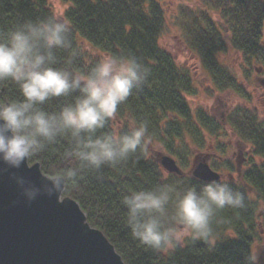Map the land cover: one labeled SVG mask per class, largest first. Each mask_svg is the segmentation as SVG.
Here are the masks:
<instances>
[{
    "label": "trees",
    "instance_id": "obj_1",
    "mask_svg": "<svg viewBox=\"0 0 264 264\" xmlns=\"http://www.w3.org/2000/svg\"><path fill=\"white\" fill-rule=\"evenodd\" d=\"M59 1L67 5L62 22L68 24L73 45L79 51L76 67L86 69L99 60L90 55L88 45L105 56L133 55L150 70L147 79L135 86L104 129L120 133L147 121L144 148L121 165H105L88 174L77 187L67 189L61 196L78 204L87 223L102 232L124 264H256L251 252L257 234L256 211L248 191L261 204L264 218V119L259 117L245 87L218 61L217 55L226 44L209 12L222 19L232 48L264 71V0H201L203 4L197 11L180 10L182 40L199 59L209 79L208 95L231 91L246 100L226 112L225 122L236 138L249 146L251 156L242 162V184L220 180L243 193L244 206L218 211L208 240H194L187 235L174 248L159 251L132 238L125 226L126 209L120 203L121 197L129 191L163 183L178 188L192 185L199 190L206 182L163 171L149 157L148 146L156 144L179 164L187 165L184 148L203 146L207 135L219 133L221 125L202 108L191 110L186 96L195 93L193 75L159 44L164 15L157 0ZM47 17L56 18L48 0H0V31L26 20ZM59 55L66 53L61 51ZM13 94V85L0 83V99ZM55 104L53 101L52 106ZM33 163H38L41 173L47 176L50 168H60L64 162L57 152H51L28 161ZM209 166L216 170L219 164L212 161Z\"/></svg>",
    "mask_w": 264,
    "mask_h": 264
},
{
    "label": "clouds",
    "instance_id": "obj_2",
    "mask_svg": "<svg viewBox=\"0 0 264 264\" xmlns=\"http://www.w3.org/2000/svg\"><path fill=\"white\" fill-rule=\"evenodd\" d=\"M78 56L68 24L55 17L0 31V83L14 86L13 95L0 99V175H8L26 203L41 195L59 198L88 174L121 165L145 146L147 121L120 133L104 129L150 70L133 55L105 56L80 69ZM51 152L64 163L49 169L42 186L13 171ZM244 200L228 183L213 180L199 190L156 184L123 194L120 203L132 238L159 251L177 246L181 235L208 240L216 213L241 208Z\"/></svg>",
    "mask_w": 264,
    "mask_h": 264
},
{
    "label": "water",
    "instance_id": "obj_3",
    "mask_svg": "<svg viewBox=\"0 0 264 264\" xmlns=\"http://www.w3.org/2000/svg\"><path fill=\"white\" fill-rule=\"evenodd\" d=\"M157 162L167 173L183 174L169 155L161 154ZM13 171L38 186L45 184L38 163ZM187 174L203 182L220 179L204 155L193 160ZM60 198L41 195L26 203L8 175H0V264H124L102 232L87 223L78 204ZM258 259L257 264H264V248Z\"/></svg>",
    "mask_w": 264,
    "mask_h": 264
},
{
    "label": "rangeland",
    "instance_id": "obj_4",
    "mask_svg": "<svg viewBox=\"0 0 264 264\" xmlns=\"http://www.w3.org/2000/svg\"><path fill=\"white\" fill-rule=\"evenodd\" d=\"M163 9V27L159 36V44L171 54L177 64L186 66L191 70L193 75V86L195 93L186 96V100L192 111L198 107L202 108L208 115L213 117L221 125L219 133L207 135L206 142L203 146L189 145L184 148L188 154L187 165H181L176 160L177 166L187 174L190 170L191 163L197 156L205 154L208 164L212 161L217 162L219 167L214 170L220 174L221 181H231L235 184H242V169L245 158L251 156L250 148L247 144L239 141L231 129L226 125L225 114L234 105L246 102L231 91L223 93L216 92L209 96L210 82L203 70L199 59L191 53L184 45L181 31L178 26L180 22V10L190 8L199 10L202 6L201 0H157ZM50 9L54 12L56 18L63 21V12L67 5L59 0H48ZM217 26L219 27L222 37L225 42V49L217 55L218 61L227 66L238 81L245 87L251 97L252 105L256 107L259 117L264 119V71L259 68L255 62L248 63L239 53H237L229 42L230 34L225 28L222 19L214 12H209ZM263 42H264V22L262 27ZM86 47V46H85ZM87 50L90 55L96 56L99 60L105 55L97 52L87 45ZM161 154L165 153L158 145L153 144L148 146V155L154 161H158ZM257 161V159H254ZM158 163V162H157ZM249 198L255 204L256 211V226L257 234L251 246L253 259H258L260 251L264 248V218L263 208L260 203H257L255 196L251 191H248ZM178 233H183L182 226H177ZM226 235L232 236L231 232H226ZM187 235H181L180 241Z\"/></svg>",
    "mask_w": 264,
    "mask_h": 264
},
{
    "label": "flooded vegetation",
    "instance_id": "obj_5",
    "mask_svg": "<svg viewBox=\"0 0 264 264\" xmlns=\"http://www.w3.org/2000/svg\"><path fill=\"white\" fill-rule=\"evenodd\" d=\"M258 261H259V259H258Z\"/></svg>",
    "mask_w": 264,
    "mask_h": 264
}]
</instances>
